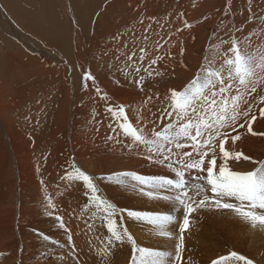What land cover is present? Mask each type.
Wrapping results in <instances>:
<instances>
[{
  "label": "snow or ice",
  "instance_id": "6c2138e0",
  "mask_svg": "<svg viewBox=\"0 0 264 264\" xmlns=\"http://www.w3.org/2000/svg\"><path fill=\"white\" fill-rule=\"evenodd\" d=\"M252 2L247 0L249 15L237 24L233 0H226L194 75L181 87L165 84L163 97L157 91L154 95L160 107L156 112L147 108L153 96L146 93V99L138 105L111 104L96 77L90 71L84 72V90L91 81L111 119L108 127L113 134L106 137V142L127 148L147 166L165 170L164 174L123 170L95 176L83 170L74 158L65 168L60 179L66 189L82 185L87 198L83 205L87 218L82 215L79 219L85 225L82 231L92 264H115L116 253L125 247L130 248L125 264H196L192 255L185 256L191 252L186 246V234L204 212L226 211L253 231L264 232V158H253L238 149V142L246 135L264 138V131L253 128L258 118H264V30L257 33L246 27L255 16ZM178 15L182 17L183 13ZM258 19L264 24V16ZM154 24L163 27L156 17L141 14L118 31L110 41L113 47L102 53L111 54L109 67L116 68L141 93L147 82H163L168 74L165 56L171 53L159 54L164 44L159 32L153 30ZM184 27L190 28L191 24L185 20ZM184 51L180 47L181 58ZM161 62H165L164 70L157 67ZM180 62L187 67L182 59ZM146 110L151 120L146 118ZM244 162H250L252 167L240 170ZM101 184L131 190L149 201L165 202L168 210L120 207L107 197ZM45 199V212L51 217L57 205L51 196ZM55 219L64 230L72 264H82L74 233L65 227L61 216ZM128 223L151 225L152 234L165 244L142 246ZM97 228L103 231L97 233ZM93 239L99 243L94 244ZM210 264H254V260L230 251L211 259Z\"/></svg>",
  "mask_w": 264,
  "mask_h": 264
},
{
  "label": "bare ground",
  "instance_id": "6f19581e",
  "mask_svg": "<svg viewBox=\"0 0 264 264\" xmlns=\"http://www.w3.org/2000/svg\"><path fill=\"white\" fill-rule=\"evenodd\" d=\"M24 1L25 0H23V2ZM37 1L39 2V5L42 9L49 10L48 0ZM61 1L63 2V0ZM159 1L162 0H66L65 3L63 2L64 8L67 10L64 18L69 17L73 22L71 28L73 29L74 26V28H76V32L83 34L84 38H82L79 43L75 41V47L73 46V41L71 40L72 46H66L67 49H64L63 54L60 55L65 57H74L75 59L73 58V61L75 63H83V65L80 66V70H82L83 73L90 71L93 76L94 74H96L99 79L102 78V83L97 85L108 94L110 99H119L120 104L133 103L134 105H138L142 99H146L145 93L147 95H152L153 100L148 103L147 108H150L152 112H156L157 108L160 107V104L155 99L154 95L157 91L160 93L161 97H163L165 93V84H168L172 87H181L187 82L188 79H190L194 75L195 70L201 63L202 55L204 54L203 50L208 45L210 38L207 37V31V34L202 35L199 41L198 30L200 28H205L206 25L207 28H210L218 23L221 18V12L217 10L219 8L223 10L222 4L226 2V0H181L182 4H179L181 6L179 10H173L171 13H168L167 8L162 3H159ZM171 1L172 0H164L163 2L169 3ZM34 3L37 2L35 0H29L26 9H24V11L26 12L25 14H31L33 10H36L35 7L32 6ZM67 3L71 7L66 5ZM173 3L175 4V2ZM95 6H97L98 9L95 10ZM157 7H163L160 12L169 15H163L160 17L163 21L167 22L168 25L166 28H172L173 26L180 23V26L183 28V32L188 31L186 33V38L190 39L187 42L188 46H186L182 58L179 55V49H177V47H180L182 44V40H178L179 37H184L182 36V33L177 31L170 32L162 39L161 43L164 44V47L160 50L159 54H164L167 51L171 52L172 57L171 59L168 58L169 62L167 64L168 70L171 72V77L169 78L168 75H166L163 82L161 83H156L155 81H153L154 87L152 86V82H147L146 84L149 83L151 84V86L149 87V91L144 89L143 93H141L138 88L131 86L118 71H116V74L118 76L117 81H119V83H111V79L106 76V62L100 61L98 59L103 56L102 53L105 52V48L107 45H109L110 48L113 47V44L110 43L111 38L118 31L124 30L126 26L130 25L134 20H137L140 17L141 14L137 15L140 9H143L142 14L145 17H154L157 12L155 8ZM247 7V0H233V9L237 13V24H239L242 19L248 17L249 13L246 10ZM148 8H153L152 11H150L151 15L147 13ZM37 9L39 8L37 7ZM241 9H244L243 15H240ZM91 12H93L97 17V20L95 22H93L92 20L94 18L91 19V16L93 15V13L91 15ZM181 12L183 13L182 17L178 15ZM252 12L255 14L253 22L246 27L252 32L258 33L261 30H264V24H262L258 19V17L264 16V0H253ZM41 14H43V12H41ZM52 14L53 11L44 16L52 18ZM61 16L62 14H60L58 18L54 15L53 18L63 20L64 18L61 19ZM198 16L201 18L197 20L196 17ZM205 16H208L209 18L205 20ZM185 17L188 23L191 24L190 28L184 27ZM38 19L40 18H37V20ZM83 20L87 23H85ZM46 21L49 22L50 20ZM53 21L54 23L49 22L48 26H46V24L43 22L44 27L42 29V35L44 37L45 43L46 45H49V43L46 42L48 41L46 38H48L51 45H53L51 43L53 41H55L57 44H63L61 42L60 31L64 28H68L69 26L66 27L64 24H60V22H58V24H55V20ZM122 23L125 24L123 27H117L118 24ZM145 23H147V21H145ZM11 24H15L14 20H12ZM17 24L23 23L18 22ZM50 24H52V26L48 32ZM65 24L68 23L66 22ZM114 24L116 25L115 27ZM154 25L155 26H153V29H157L158 25ZM95 27H102L103 30H105L106 37L108 39L107 42L98 44V42L90 43L88 41V37L85 36V33L90 32L91 28L92 33L95 32ZM137 31H140V28L138 26ZM23 33V36L20 34L18 35V39L21 40V43L19 44L26 45V47L29 46L31 48L32 54L30 55L31 52L27 53L21 47L20 49H15V51L13 52L7 51L5 56V60H12V58H15L17 63L22 64L23 76H19L15 73V68L18 67V65H15L12 61L2 63V66L4 68H7V75L3 77L2 80H0V90L3 86H5V90L6 88H8V86H15V89L17 91L15 95L18 99V101L12 99V103H6L4 98L6 96L5 93L0 92V120L2 121L3 125L2 132L3 135L6 136V139L9 140L11 149L10 152L7 146L4 143L2 144V142H0V187L2 193L7 194L11 191L12 194H15V188H17V184L14 181L10 180L11 172L8 173L7 170L1 167L4 163H6L8 156L13 155L15 157H18V155H21V157L23 158V146H28L30 148L34 147V145L36 144V140H39V138L44 133V127L46 129H55L56 127H58L59 130H61L62 128L68 129V123L70 121L71 124H73V122H77L74 124V127L69 135H67V130L65 129L63 131L65 134L64 137H61L60 134H55L51 139V143L57 144V149L60 157H68L69 160L66 161L67 165H69L74 158L75 162L83 170L95 176L105 175V167L111 166V168H116L120 164H122L120 167H118L120 171L139 170L142 174H164L165 170L163 169L150 167L143 164L141 158L133 153H130L127 148H122L121 146L116 145L111 141L106 142V137L109 134L113 133L102 130L100 128V125L104 123V121L111 122L109 115L101 119L102 123L97 120L96 116L95 121H93V119L91 120L89 116H86L85 119L87 120V122H85L84 118H82V112H95L97 110V107H105L104 101L101 100L98 95H96V98L99 101V106H93L90 110L78 108L76 100L79 99L80 96L86 98L92 95V85H89L87 90H84L83 86L79 85L78 93L75 94V89V91L72 90V95L70 93L71 86H69V78L67 77V72L64 71L62 73H58V68H55L56 65H54L53 63L54 59H46L47 56L58 58L59 53L54 48H52L51 50L49 48L39 49L36 47V45L33 44V41H31L32 43L28 42V38H32L31 40H37L35 23H33V25H31L30 23H28V25L25 24ZM193 37H195L194 40ZM8 40H6V46L8 47V49H13L11 48V41L9 42ZM164 41H167V43H164ZM261 44H264V39L261 40ZM14 45H16V43ZM17 47L18 46L16 45L15 48ZM89 48L91 49V51L89 52L90 62L87 63L86 55ZM75 49L76 51L74 53L73 51ZM170 49H173L174 51H171ZM42 52L46 53V56H41ZM181 59L183 60V64L187 65V67H184L181 64ZM39 65L42 66V71H40ZM145 66H147V62L145 63ZM159 68L161 70H164V68H161V66H159ZM173 68L175 69L174 72L172 71ZM72 69L73 68L71 67V70ZM75 69L77 70V68ZM56 75L62 77L64 82L63 85L66 86V88L68 87L67 89H69V91L67 96L63 95V91L65 89L60 92V88L63 87V85L61 82H59V77L57 78ZM80 77L83 78V75L81 74ZM53 83L55 84V86L51 87ZM74 86L75 84L73 85L72 89L74 88ZM54 90L57 94H55ZM21 93L24 94V97L19 98ZM31 93H37L44 99L50 100L52 102H54L53 97L55 95V98H58V94L61 95V101H65V99L63 98H66L67 101L73 100L74 111L78 117L76 119L73 118V115H71L70 117L69 115L68 117H63L62 110L56 107L55 113L59 112V115H56L58 117V120L55 123V126H52V118H49V113L52 111L44 112L41 106H36L35 104L31 103L32 100H36L35 96H33V99H30ZM58 101L59 100H57L56 102ZM25 106L27 107L26 110H28L29 119L22 122L20 121L21 119L19 117L24 111ZM258 107L259 106H257V112ZM39 111L43 116L47 117L46 124L45 122L40 121L41 115L38 114L40 113ZM65 113L68 114V111ZM145 114L148 120L152 119V116L147 113V110ZM16 115L18 118L14 120L12 116ZM63 119L66 120L61 123ZM16 122H20L25 128L29 129L30 131L26 133L25 131L21 130ZM42 125H44V127H42ZM113 127H115V124H113ZM149 127H151L150 124ZM97 128L99 129V131H96ZM253 128L257 131H264V118H258V121L254 122ZM45 136L46 135H44L43 137ZM70 143H74L73 150ZM67 144H70V146L65 147V145ZM238 149L242 150L247 155H251L253 158H264V138L246 135L242 138V141L238 142ZM251 167L252 165L250 162H244L239 165L240 170L250 169ZM40 181L41 180L26 181L30 184L22 186V189H25V186L27 188L34 187L38 189L43 186ZM5 186H7V190L3 191ZM77 186H79V190L81 188L80 196H74V194L72 193L75 191ZM77 186L66 189V183H64L62 186L63 195H61V198L59 199L62 200L63 204L65 205L70 204V209L67 210V212L75 211V215H69L70 218L67 217V220H71V227L74 230V243L76 244L77 242V245L81 250L82 257H80V259L82 261V264L85 261L87 262V264H92L91 254L88 252L87 247V238L82 231L85 225L83 223V220L79 219V217H81L82 215H84L85 219L87 218V216L84 213V210L80 208L76 203V201L80 200V205H84L87 202V198L83 195L82 185ZM101 188L104 189V184H101ZM120 191H124V189ZM120 191L116 190L114 191V194L118 195L120 194ZM128 192L131 193V196H128L127 194H123L122 196H120L121 198L119 200L123 203H126L128 199L131 200V198L134 197V204H136L137 206L139 204V207L146 210H168L169 206L165 202L149 201L146 197H140L132 191ZM115 195L112 196L116 197ZM118 196L115 198V200H118ZM21 203L25 205L23 200ZM3 205L4 202L1 201L0 253H4V255L0 256V264H60L62 260H67L68 264H72V260L68 255L69 249L67 244L65 243L66 236L64 230L60 228V225H57L56 227V241H53L49 237L48 239H44V235H42V238H39L41 236L40 230L37 234L35 229L32 228L16 227V222L13 219L16 217V210H12L10 212L5 209L2 210L1 207ZM14 205L16 207L15 202ZM28 208L29 206L26 203L23 208L24 212H27ZM77 212L80 214H77ZM63 216L65 217L64 214ZM76 220L82 222L83 225L76 227V225L74 224ZM127 226L136 237L137 242L142 246L162 247L165 244V241L162 238L156 237L152 234L151 225L128 223ZM65 227L69 228L67 226ZM27 230H29L31 234ZM102 231L103 229H96L97 233H100ZM27 232L28 234H26ZM186 235L188 244L196 246V252H187L186 257L188 255H192L194 260L196 261V264H210L211 259L215 257L218 258L220 255H227L230 251H236L241 255H245L246 257L253 259L254 264H264V232H261L259 230L253 231L247 225L243 224L226 211L202 213L198 218V222L191 229L190 234ZM218 239H223V241L218 242ZM93 243L98 244L99 241L93 239ZM201 253H204V256L209 258L208 263H203L200 260L197 261ZM129 254V247H125L122 250L118 251L116 253L115 264H125L126 258L129 256Z\"/></svg>",
  "mask_w": 264,
  "mask_h": 264
},
{
  "label": "rangeland",
  "instance_id": "374dc122",
  "mask_svg": "<svg viewBox=\"0 0 264 264\" xmlns=\"http://www.w3.org/2000/svg\"><path fill=\"white\" fill-rule=\"evenodd\" d=\"M35 1L37 3H34L32 6L35 7L36 10H33L31 14L27 15V14H25L26 12L24 11V9H26V6H27L29 0H25L24 2H23V0H0V40L1 41L3 40L2 42L0 41V45H1L0 46V48H1L0 49V80H2L3 77H5L7 75V68L6 67L4 68L2 66V63L11 62V61H13V59H15V58H13L12 60L11 59L5 60V56H6L7 51L13 52V51H15V49L17 50V49H20L22 47L23 50H25L27 53L31 52L30 55L32 54L31 48L29 46L26 47V45L19 44V43H21V40L18 39V37H19L18 35L19 34L22 36L24 35L23 31H24L25 24L28 25V23H30L31 25H33V23H35L37 40H31L32 38L31 39L28 38V40H29L28 42L33 41V44L36 45V47L39 49L49 48L51 50L52 48H54L59 53L58 58H55V57L52 58L53 56H47L46 59H50V60L54 59L53 63H54V65H56L55 68H58V70H57L58 73H62L64 71L67 72V77L69 78V86H71L70 93L72 94L73 93L72 90L75 91V89H76V93L75 92L74 93L77 94L78 90H79V85H82V78L80 76H81V74L83 75L84 73L82 70H80V66H82L83 63L77 64L73 61L74 57H72V56L71 57H65V56H62L60 54H63L64 49L65 50L67 49L66 46H72L71 40L73 41V46H74V43L76 46L75 41H77L79 43L80 40L82 38H84V35L76 32V28H74V26H73V29L71 28V25L73 24V22L70 20L69 17L64 18L66 13H67V10L64 8L63 2L65 3L66 0L65 1L63 0V2L61 0H48L49 1V10L42 9L39 5V2L37 0H35ZM163 1L164 0L159 1V3H162L167 8L168 13H171L173 10H179V8L181 7L179 4H182L181 0H172L169 3H165ZM173 2H175V4ZM224 4H225V2L222 5L224 6ZM66 5H68V3ZM68 6H70V5H68ZM37 7L39 9H37ZM96 9H98L97 6H95V10ZM152 9L153 8H148L147 13L149 15H151L150 11H152ZM162 9H163V7L155 8V10L157 12H156V15L154 17H156L161 22L163 27L161 28L158 25L157 29H155V28L153 29L155 32H159L160 42L162 41L164 36L169 34L170 32L177 31V29H183L180 26V23L173 26L172 28H166L168 25L167 22L163 21L162 18H160V17L163 15L164 16H169V15L165 14L163 12H160V10H162ZM219 10H220V12L223 11L220 8H219ZM35 11H37V12H35ZM51 11H53L52 18H50L48 16H44V15L51 13ZM41 12H43V14H41ZM142 12H143V9H140V11L138 12L137 15L142 14ZM37 13H38V15H37ZM92 13L93 12H91V15H92ZM60 14H62L61 19L64 18L63 19L64 21L58 20L57 18H53L54 15H55V17L59 18ZM97 15H98V13H97ZM34 17H36V18H34ZM186 17L184 18V20L187 21ZM37 18H40V19L37 20ZM92 18H94V19L96 18V19L94 20ZM200 18L201 17H199V16L196 17L197 20ZM91 19L93 20V22H95L97 20V17L94 13L91 16ZM12 20H14L15 24H11ZM46 20H50L49 21L50 23H54L53 20H55V22H56L55 24H58V22H60V24H62V25L64 24L66 27L69 26L68 28H64L60 31L61 42L63 44H61V43L57 44L55 41H53V42H51L53 45H51L49 42V39L46 38L48 40L46 42L49 43V45H46L44 37L42 35V29L44 27V23L46 24V26H48V24H49V22ZM242 20H244V19H242ZM18 22H21L23 24H17ZM66 22L68 24H65ZM84 22L87 23L86 21H84ZM124 25H125L124 23L118 24L117 27H123ZM51 26H52V24H50V26L48 28V32H49ZM115 26L116 25L114 24V27ZM153 26H155V25H153ZM214 26L207 28V25H206L205 28H200L198 30L199 41H200L202 35L207 34V31H208L207 37H210L212 35V30H213ZM95 30L96 31L92 33V28H91L90 32L85 33V36L88 37V41L90 43H97L98 42V44H103L104 42H107L108 39L106 37L105 30H103L102 27H95ZM187 32L188 31H185V32H183V30L180 31V33H182V36H184V37L178 38V40H182V44L180 47H183L184 49L186 48V46H188L187 42L190 40V39L186 38ZM154 39H155V37H154ZM6 40H8L9 42L11 41L10 44L13 46V47L11 46V48H13L14 50L10 49V48L8 49V47L6 46ZM15 43L18 46L17 48H15L16 47V45H14ZM180 47H177V49H180ZM109 49H111V48L109 45H107L105 48V51H108ZM170 50L174 51L173 49H170ZM75 51H76V49L73 52L75 53ZM90 51H91V49L89 48L87 50V55H86L87 63L90 62V60H89V58H90L89 52ZM45 54L46 53L42 52L41 56H43ZM171 57L172 56H170V57L165 56L166 64H168V62H169L168 58L171 59ZM98 60L106 62V65H105V68L107 69L106 70V76H108L111 79V83L114 84L115 82H117L118 76L116 74V68H110L109 67V63L112 60L111 54L103 55ZM14 62L16 63V65H18V67L15 68V73L16 74L21 73L23 71L22 64L17 63V61H15V60H14ZM165 62H161L158 65V67L161 66V68H165ZM39 66H40V71H42L43 70L42 66L41 65H39ZM71 67L73 68L72 70H71ZM75 68H77L78 71ZM167 72H168L167 75L170 78L171 72L168 70V65H167ZM22 76H23V72H22ZM56 76H57V78L59 77L58 75H56ZM94 76L97 79V84L98 85L101 84L102 78L99 79L96 74H94ZM58 80H59V82L62 83V85L64 84L62 77H59ZM72 83L75 84L73 89H72V87L74 84H72ZM88 84L91 85V81H89ZM54 86H55V84L53 83L51 87H54ZM150 86H151V84H149V83L146 84L145 90L149 91ZM152 86L154 87L153 82H152ZM4 88H5V86L1 87L0 92L5 93L6 96L4 98H5L6 103H12V101H13L12 99L18 101L17 96L15 95L17 93L15 86H13V87L8 86V88H6V90ZM67 88L64 85H63V87L60 88V92H62L65 89L63 91V95H65V96L68 95L69 89H67ZM91 90L93 91L92 95H90L86 98H83L80 96L79 99L76 100L77 104H78V106H77L78 108L90 110L93 106H99V101L96 98L97 94H96L94 88L91 87ZM89 91H90V89H89ZM54 92H55V94H57L55 90H54ZM33 96H35L36 99H41L44 101V103L40 104V106L42 107L44 112L45 111H48V112L52 111L49 113V118H52V126H55V123L58 120L57 116L59 115V112L55 113L56 107H58L62 110V112H63L62 116L63 117H68V115H69V117L71 115H73L74 119H76L78 117L74 111V101L73 100L67 101L66 98H63V99H65V101H61L60 100L61 95L58 94V98L56 99L55 98L56 95H55L53 97L54 102L51 103L50 100L44 99L42 96H40L37 93H31L30 97H33ZM22 97H24L23 93L20 94L19 98H22ZM57 100H59V101L56 102ZM109 102L113 105L120 104L119 99L118 100L117 99H110ZM27 106H28V103H27ZM26 109H27V107L25 106L24 111L22 112L21 116L19 117L21 119V120L20 119L19 120L22 122L29 119L28 118L29 117L28 116V110H26ZM67 111H68V114L65 113ZM38 114L41 115L40 121L45 122V124H46L47 117L43 116L41 112ZM107 115L108 114L105 113V107H101V106L97 107V110L95 112H82V118H84L85 122H87V120L85 119L86 116H89L91 120L93 119V116H96L97 120L101 122V119ZM12 117L14 120L18 118L17 115L12 116ZM65 120L66 119H63L61 121V123L64 122ZM79 120H82V119H79ZM76 122H73V124H71V121H70L68 123V129L62 128L61 130H59L58 127H56L55 129H46L44 127V125H42V127H44L45 131L40 138H42L44 135H46V136L43 137L42 139L39 138V140H36V144L34 145V147L30 148L28 146L27 147L23 146V158L21 157V155H18V157L10 155V156H8L6 163H4L3 166H1L3 169L7 170L8 173L11 172L10 180L14 181L17 184V188L13 187L16 189L15 194H12L11 191L8 192L7 194L2 193V190L0 187V206H1V201L4 202V205L1 207V209L2 210L5 209L9 212L12 210H16L15 211L16 217L13 218L16 222V227H18V228H32V229H35L37 234H38V231L40 230L41 236L39 238H42V235H44V236L51 238L53 241H56V239H55L56 227H57V225L59 226V223L55 219V217L57 215L61 216L63 218V220L66 222L65 226L69 227L72 230V232L74 231L73 228L71 227V220L70 221L67 220V217H69V215H75L74 214L75 211L67 212V210L70 209V204L65 205V204H63L62 200L59 199V198H61V195H63L62 186L65 183L64 181H61L60 177L62 175H64V170L68 166L66 164V161H68L69 159L67 156H65L64 158L60 157V155L58 153V149H57L58 148L57 144L51 143V139H52V137H54L55 134H60L61 137H64L65 134L63 131L65 129L67 130V135H69ZM16 123L18 124L19 128L21 130L25 131L26 133L28 131H30L29 129L25 128L20 122H16ZM109 123H110L109 121H104V123H102L100 125V128L102 130H106V131L111 132V129L108 127ZM103 127H104V129H103ZM2 128H3V125H2V121L0 120V142H2V144L4 143L11 152L10 142H9V140L6 139V136L3 135ZM70 144L72 145V150H73L74 143H70ZM70 144L65 145V147L70 146ZM74 150H75V148H74ZM121 165L122 164H120L116 168H111V166L105 167L104 168L105 175L109 174L110 172H113V171H120V169L118 167H120ZM32 180H41L40 183H42L43 186H41L38 189L34 188V187H28L27 188L25 186V189H22V186L30 184L26 181H32ZM32 183H35V182H32ZM118 188L120 190L124 189V191H120ZM6 190H7V186L4 187L3 191H6ZM102 190L105 192L106 195L108 194L107 197L110 200H112L114 203H116L120 207H128V208H134V209L138 208L137 210H146L144 208L139 207V204H138V206L136 204H134V201H135V199H133L134 197H132L131 200L128 199L126 201V203L125 202L123 203L122 201L119 200L121 198L120 196H122L123 194H127L128 196H131V193L128 192L131 190H128V189L126 190L125 188H121V187H117V186H112V188L111 187L108 188L105 185H104V189H102ZM110 190H112V191H110ZM116 190L120 191V194H118L119 196L114 194V191H116ZM80 191H81V188L79 190V186H77L75 191L72 193L74 194V196L75 195L80 196ZM112 195H115L116 197L118 196V198H117L118 200H115L116 197H113ZM47 196H51L53 198V202L57 205V210H54L53 216H51V217L48 216L45 212V204H46L45 197H47ZM21 199L24 201L25 205L27 203L29 206L27 212H24V210H23L25 205L21 203L22 202ZM14 202L16 203V207L14 205ZM76 203L80 208L83 209V207H82L83 205H80V200L76 201ZM147 211H150V210H147ZM63 214L65 215V217L63 216ZM77 214H80V213L77 212ZM74 224L76 225V227L83 225L82 222H79L77 220ZM27 231L29 232V230H27ZM28 232L26 234H28ZM29 233L31 234V232H29ZM219 241H223V239H218V242ZM76 245H77V242H76ZM186 246L188 247V249H191V251L196 252V246L188 244L187 235H186ZM77 249L80 250L78 245H77ZM186 255H187V252H186L185 256ZM80 257H82L81 251H80ZM213 259H216V257ZM199 260L203 263L209 262V258L205 257L204 253L200 254L197 261H199Z\"/></svg>",
  "mask_w": 264,
  "mask_h": 264
},
{
  "label": "crops",
  "instance_id": "0c3cea01",
  "mask_svg": "<svg viewBox=\"0 0 264 264\" xmlns=\"http://www.w3.org/2000/svg\"><path fill=\"white\" fill-rule=\"evenodd\" d=\"M14 60L16 61V59H13L12 62L16 65V63L14 62ZM17 75H19V76L22 75V72L19 73V74H17ZM30 99H33V97H30ZM31 103L35 104L36 106H40V104L44 103V101L41 100V99H36V100H32ZM51 103H53V102L51 101Z\"/></svg>",
  "mask_w": 264,
  "mask_h": 264
}]
</instances>
